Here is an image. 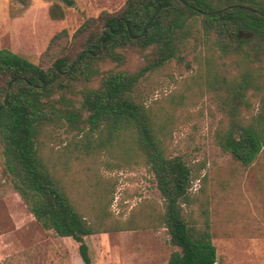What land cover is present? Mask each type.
Here are the masks:
<instances>
[{"label":"rangeland","instance_id":"obj_1","mask_svg":"<svg viewBox=\"0 0 264 264\" xmlns=\"http://www.w3.org/2000/svg\"><path fill=\"white\" fill-rule=\"evenodd\" d=\"M125 2L0 0V49L39 63L54 34L66 29L69 37L55 52H66L73 59L88 34L73 36L79 26L103 10L118 11ZM51 8L64 15L53 17ZM248 48L249 59L224 56L213 48L211 39L196 32L176 57L140 77L132 92L153 114L167 154L180 155L192 169L184 215L193 224L208 216L222 264H264V146L245 165L216 141V132L227 121L221 78L252 66L264 72V47ZM118 50L123 62L98 60L96 75L56 91L57 105L79 106L82 92L98 87L104 73L137 72L154 53L152 48ZM62 94L65 103L59 102ZM260 97L248 91L249 106L242 108L246 119L258 113ZM86 117L85 112L77 127L65 121L47 125L39 145L73 203L89 220L102 221L107 230L85 237L92 264H167L178 247L170 243L161 223L164 199L143 153L126 132L107 139L99 130L90 131ZM0 264H84L76 240L44 228L31 212L6 169L2 146Z\"/></svg>","mask_w":264,"mask_h":264},{"label":"trees","instance_id":"obj_2","mask_svg":"<svg viewBox=\"0 0 264 264\" xmlns=\"http://www.w3.org/2000/svg\"><path fill=\"white\" fill-rule=\"evenodd\" d=\"M50 13L55 18L64 15L54 8ZM196 32L211 39L221 55L249 59V46L257 51L264 47V0H126L118 11L103 10L79 26L73 36L88 34L73 59L66 52H55L69 37L66 29L54 34L39 63L8 48L0 49V146L6 169L38 222L76 240L84 264H92L85 237L107 230L102 221L89 220L73 203L42 155L39 138L53 123L65 121L77 127L85 112L90 131L99 130L107 139L126 132L143 153L164 199L161 223L170 243L178 247L167 264H222L208 216L193 224L184 215L192 169L180 155L167 154L153 114L132 95L140 77L176 57ZM126 48H152L153 57L137 72L104 73L98 87L82 92L79 106L57 105L53 99L57 90L96 75L100 59L123 62L118 49ZM221 83L227 121L216 132V141L249 165L264 146V72L252 66L231 78L222 77ZM249 90L261 96L260 107L246 119L242 108L249 106ZM60 101L67 102L63 94Z\"/></svg>","mask_w":264,"mask_h":264},{"label":"water","instance_id":"obj_3","mask_svg":"<svg viewBox=\"0 0 264 264\" xmlns=\"http://www.w3.org/2000/svg\"><path fill=\"white\" fill-rule=\"evenodd\" d=\"M215 264H217V263H215Z\"/></svg>","mask_w":264,"mask_h":264}]
</instances>
